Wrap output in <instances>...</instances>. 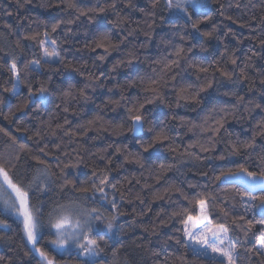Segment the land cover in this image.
Listing matches in <instances>:
<instances>
[{"label": "trees", "instance_id": "16d2710c", "mask_svg": "<svg viewBox=\"0 0 264 264\" xmlns=\"http://www.w3.org/2000/svg\"><path fill=\"white\" fill-rule=\"evenodd\" d=\"M211 1L207 19L190 7L192 21H201L197 34L183 15L170 16L166 0L155 7L153 0H0V164L29 192L42 221L37 247L55 264H89L91 258L78 257L72 244L64 251L53 246L49 214L58 204L82 199L76 189L98 185L104 175L115 185L105 192L116 209L108 202L101 207L98 192L96 202L84 206L100 208L107 220L118 219L112 238L104 237L96 264H214L185 251L181 229L187 217L173 216L183 210L197 216L196 201L206 196L215 197L208 201L209 214L213 224L228 226L237 264H264V256L250 251L258 247L260 225L247 239L242 231L248 220L264 217L257 209L245 213L246 201L239 196L245 188L215 180L227 167L252 169L264 160V127L258 126L264 120V0ZM57 21L61 24L53 32ZM101 25L118 45L107 55L103 49L91 51ZM34 34L35 40L26 39ZM42 40L50 50L56 42L63 64L45 61ZM180 48L178 66L169 71L165 65L177 59ZM14 61L23 81L16 95L10 91L16 83L10 71ZM30 61H40V67L26 68ZM201 67L208 72H200ZM222 72L231 73V79ZM148 78L159 81L163 102L145 105L147 119L137 135L130 130L128 109L151 99L144 91ZM209 81L212 87L199 91ZM188 85L183 94L199 92V103L179 99ZM41 87L48 89L43 103H30L29 92L38 96ZM69 88L72 97H63ZM80 89L89 99L81 98ZM216 122L223 127L212 135ZM161 129L169 139L145 152ZM234 148L239 153L230 155ZM0 221L7 222L0 224V264H43L22 221L1 207Z\"/></svg>", "mask_w": 264, "mask_h": 264}, {"label": "snow or ice", "instance_id": "6c2138e0", "mask_svg": "<svg viewBox=\"0 0 264 264\" xmlns=\"http://www.w3.org/2000/svg\"><path fill=\"white\" fill-rule=\"evenodd\" d=\"M158 0H153V7L156 6ZM167 10L171 12L176 10L181 13L187 23H191V28L198 34V24L200 20L192 21V13L190 7L200 10L198 15H203L204 19H207V12L210 11L208 0H166ZM74 7V5H71ZM115 8V3L111 5ZM92 10L89 9L87 12H81L80 15H88V12ZM100 12H104L103 8L99 9ZM79 17H77L78 19ZM91 20V17H89ZM163 22V17H161ZM61 21H57L52 25V31L55 32L56 29L60 26ZM102 25L98 26V31L100 32V40L95 42V47L91 48V51H96L97 48L103 49L105 55L108 54L109 50H115L118 48V45H113L109 40V34L101 31ZM38 34H34L31 37H26V39L35 40ZM204 35H211V33H204ZM47 36V32L45 33ZM51 50L48 47H45V41H40V46L43 50V56L46 62H51L55 60L58 63L63 64L64 58L60 55V52L56 48V42L52 41ZM264 44V41H262ZM191 51V49H189ZM183 53V49H177L175 55L176 60L169 61L165 65L168 70H171V66H178L179 58ZM105 56H101L100 60H104ZM122 63V62H118ZM131 64V61H128ZM232 64H236V60H232ZM34 66V67H33ZM26 68L30 70H35L40 67V61H30ZM207 67L199 68L200 72L207 73ZM10 71L13 76L16 77V83L13 84V88L10 90L13 95H16V88L19 84L23 83L20 79V74L17 69L15 61L10 66ZM222 75L231 79L232 74L228 72H222ZM103 76V74H101ZM51 79V78H49ZM97 80L100 77H96ZM241 80L245 79L243 75L240 77ZM141 84H145L144 78H141ZM261 85L264 86V79L261 80ZM88 87V86H86ZM159 81L157 79L148 78L147 87L144 88L146 94L151 96V99H145L143 103H139L138 106H134L128 109V118L131 122V131L134 133L143 132L144 124L146 122V108L145 105L153 104L157 100L161 103L163 102L161 94L159 91ZM191 85H188L185 88H181L180 92L187 93L188 89L191 88ZM212 87V82L209 81L205 87L199 89V91H205L206 88ZM71 88V86H70ZM66 89L63 91L62 95L65 98L72 97L71 90ZM48 91L47 88L41 87L38 89L39 95L36 93L29 92V102L36 103L37 101L43 103L45 100V93ZM81 98L84 100L89 99L85 89L79 90ZM199 92H194L191 95L183 94L179 99L183 100H193L199 103L198 100ZM241 100L243 97L240 98ZM27 107V105H25ZM256 108H260L261 105H255ZM67 111V109H65ZM217 127L211 129V134L215 135L219 132L220 128L223 127L222 122H216ZM258 126L264 127V120L258 122ZM152 131V129H149ZM169 137L165 134L164 129H161L156 133L153 140L148 143L147 147L144 148L145 152H148L150 148H153L158 143H163L167 141ZM245 147H251V145H245ZM43 152V149H41ZM239 153V149L234 148L230 155H236ZM221 160L226 159L221 156ZM75 166V165H73ZM202 175L207 176V173H202ZM93 177L99 179L96 176V173H93ZM0 178H2V183H0V190H4L5 187L11 190V193L14 196H10L9 199L12 200L9 203V200H5L4 203L15 215H17L23 224V233L27 238V241L30 242L33 246L37 243V234L39 227L42 226V221L39 216H37L29 201V192L22 186L13 182L8 171L5 169L3 164H0ZM39 177L34 178V183L38 180ZM215 180L222 181L224 183L238 185L239 187L245 188V192L239 193L241 201H246L245 203V213L254 212L255 209L259 208V215L264 217V195L256 197L250 194L248 190L259 189L264 193V160H261L260 165H253V168L250 169L246 164H238L235 167H227L219 172V175L215 176ZM68 183L75 186V182L69 181ZM115 188V185L110 183L109 176L104 175L102 179H99V184L93 183L91 188L81 187L76 189L78 192L83 194V198H77L76 200H71L67 204H58L56 208L49 214V226L54 229V234L56 239L52 241V244L55 245L57 249L63 250L69 247V242L78 249L77 256H83L91 258L89 264H96L95 258L98 257L104 248L101 246L104 237L108 236L112 238L115 234V225L114 221L118 219L117 216H113L111 220H107L100 208L92 207L87 208L84 206V203L87 201L96 202L95 193H100L99 202L101 207L104 202L111 204L113 209H116V204L114 201H107V194L105 192V187ZM92 192V196H89L88 193ZM187 199V197H185ZM209 199H215V197L206 196L196 203L199 206V215L193 217L192 215L187 214V210L182 212L173 213V216H185L186 219L182 220L184 227L181 229L183 236L187 239L183 243L185 251H191L192 256L200 260L201 258L208 257L214 264H237L239 260V253L237 251L236 245L231 242L229 239V228L226 224H213L208 208ZM259 201V203H257ZM223 211V209H221ZM227 215V213H225ZM239 219L243 220L244 217ZM236 223L235 218L232 221ZM0 224L6 225V221H0ZM257 225H260L259 235L256 237V245L250 251L253 252L256 256H264V218L259 220H248L247 228L242 229L244 232L245 239L248 238V234L252 232ZM239 227V225H237ZM99 237V239L97 238ZM228 241V243H226ZM191 242V243H190ZM177 244H180L179 239L176 240ZM195 245V246H193ZM36 252L39 253L41 261L43 264H55V260L50 258L48 253L41 248H34ZM183 261V257L181 258Z\"/></svg>", "mask_w": 264, "mask_h": 264}, {"label": "rangeland", "instance_id": "374dc122", "mask_svg": "<svg viewBox=\"0 0 264 264\" xmlns=\"http://www.w3.org/2000/svg\"><path fill=\"white\" fill-rule=\"evenodd\" d=\"M173 2H175V0H173ZM208 4H209V8L211 9L212 7H213V5H212V1L211 0H208ZM172 15H182L181 13H179L178 11H176V10H172L171 12H170V16H172ZM45 47H46V45H45ZM43 58H44V56H43ZM45 59V58H44ZM16 89H18V86H17V88ZM0 183H2V178H0ZM7 190H10V189H7L6 187H5V189L4 190H0V198L2 199L1 201H0V207L6 212V213H8V214H11V215H13L14 217H17V218H19L17 215H15L8 207H6V205H5V203H4V201L5 200H9V203H11L12 202V200L11 199H9V197L10 196H14V194L13 193H10L11 192V190L9 191V192H6ZM259 211H260V209L259 208H257V212L259 213ZM199 215V214H198ZM20 219V218H19ZM229 235V239L231 240V238H230V234H228ZM39 236H40V229H38V234H37V241H38V239H39ZM27 239V238H26ZM231 242H232V240H231ZM29 243V245L34 249V248H38L37 247V243H36V245L35 246H33L30 242H28ZM191 243V242H190ZM226 243H228V241H226ZM233 243V242H232ZM69 244L71 245L72 244V242L70 241L69 242ZM73 245V244H72ZM54 247H55V245H53ZM193 246H195V245H193ZM72 248H76L74 245L73 246H71ZM56 248V247H55ZM57 249V248H56ZM59 251H64V250H60V249H58Z\"/></svg>", "mask_w": 264, "mask_h": 264}, {"label": "water", "instance_id": "95a60500", "mask_svg": "<svg viewBox=\"0 0 264 264\" xmlns=\"http://www.w3.org/2000/svg\"><path fill=\"white\" fill-rule=\"evenodd\" d=\"M142 132H139V133H136L137 135L141 134ZM253 192H257V191H260L259 189H256V190H251Z\"/></svg>", "mask_w": 264, "mask_h": 264}]
</instances>
